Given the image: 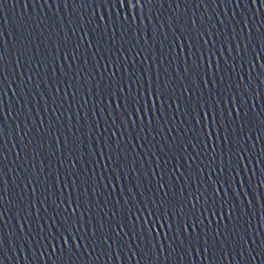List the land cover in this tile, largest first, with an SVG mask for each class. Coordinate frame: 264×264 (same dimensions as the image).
<instances>
[{"label": "water", "instance_id": "95a60500", "mask_svg": "<svg viewBox=\"0 0 264 264\" xmlns=\"http://www.w3.org/2000/svg\"><path fill=\"white\" fill-rule=\"evenodd\" d=\"M236 2L237 0H233L231 4L221 5L211 3V0H164L163 4L156 3L143 11L139 8L134 11L130 7L125 10L107 4L101 5L95 0H56L43 6L36 0H8L6 7L0 11V39L6 41L7 66V72L4 74L7 79L0 88V108L4 110L0 113L4 133L2 144L7 154L3 165L0 166L5 174L7 196L0 205V214L3 215V219H0V241L4 242L5 248L3 255H0V264H264V255H261L264 253V83L261 79L264 78H260V72L264 71V45H261L259 39L264 33V9L255 5L248 11L247 4L238 9L235 7ZM237 13L240 14L241 20L250 17L248 23L251 27L245 28L243 33L240 31V25L232 23ZM193 18L203 23L210 34L208 39L212 36L218 37L213 42L215 47L209 44L205 52L230 51L238 43L232 41V36L237 34L245 41L240 44L242 49L249 38L254 42L247 45V55L244 56L243 63L240 57L232 59L204 54L203 67L198 70L199 81L193 89L196 95L189 99L188 94L182 96L189 42L176 37L180 35L177 28H184V21L190 22ZM169 21L176 27H167ZM77 25L81 26L83 31H77V34L72 36ZM209 25L215 27H208ZM85 31L91 33V38L84 36ZM158 31H166L167 40L157 35ZM41 33L44 35L41 36ZM49 33H54L52 43L45 41L39 48L32 44L31 51L20 61L8 51L9 47L14 48L16 39L21 35L25 37L24 44L27 45L28 37L44 39ZM67 37H71L73 46L83 37L78 61L71 68V62L63 59L66 55L64 50L60 49L58 52L55 46L57 38L63 41ZM88 44L92 47L88 48ZM203 45L204 42L200 41L197 47ZM180 48H183L184 52H180ZM137 49L141 50L139 55L136 54ZM122 51L128 53L127 57L120 55ZM193 53L188 63L195 70L196 65L200 63L201 53L196 49H193ZM46 57L48 59L45 67L41 68L39 76H36L39 65L35 60L44 62ZM162 60L163 68L159 63ZM209 63L213 65L212 69L207 67ZM217 65L222 69L220 73L214 71ZM105 67L108 68L107 72L104 71ZM117 67L127 68L128 72H118L113 78ZM163 71H167L169 82L177 85L174 94L171 89L169 94L172 99L180 101V104H172L171 107L164 104L161 108V102L157 101V111H163L165 115L151 124L147 115L143 119L137 116L134 118L136 124L133 128L130 126L133 118L129 117L128 131L124 133L125 140L122 142L126 148V166L121 171L115 164L108 165L107 161L99 159V156L100 145L111 134L110 120L104 116V113L111 109L104 97L88 93H95L98 85L103 88L110 78L117 82V87L122 79L135 78L137 83L144 84L145 89L151 84L155 90L157 76ZM249 74L252 87L245 94L238 88L239 77L243 75L245 80H248ZM193 78L189 77V83ZM78 80L80 84L76 83ZM13 82L15 87L10 86ZM69 83L79 89L74 103L72 91L66 87ZM160 83L163 85V81ZM204 83L209 87L204 88ZM135 91L133 86V94ZM234 99L241 103L247 101L239 119L233 115L227 122L218 121L223 123L224 127L211 132L210 139L208 128L204 129V135L194 134L192 122L199 117L197 112L192 111L193 107H198L199 104L219 105L216 108L217 113L221 109L227 112L230 109L229 103L219 104V100ZM85 100L88 103L81 111L80 106ZM97 104L101 107H96ZM111 105L112 109L116 108L115 101H112ZM152 107L153 98L148 97L146 111H150ZM231 111L235 113L236 109ZM9 112L13 114L9 116ZM94 112L97 113L96 116H93ZM202 115L201 112L200 116ZM186 119L188 124L184 122ZM120 120L124 121L123 115ZM41 123L46 139L36 131ZM18 124L20 129L29 131L24 140H21L23 131L16 135ZM53 125L59 136L55 133L47 135ZM194 127L199 129L200 125ZM141 128L144 131H141ZM65 137H71L80 149L75 152L76 161H72L71 157L64 160L67 155L62 152ZM42 139L44 148L40 151L43 159H33L32 148L26 149L29 153L27 158L20 156L17 159L20 149L24 148L29 140L33 141L35 148ZM225 140L228 141L227 144L224 143ZM58 141L60 146H57ZM69 147L73 145L69 144ZM194 153L196 155H193ZM186 156L190 159H185ZM240 156L244 159H239ZM193 160L196 162L193 163ZM236 161H239L238 167ZM61 163L64 165L62 168ZM73 163H77L78 167L72 168ZM211 168L216 169L214 176L218 177L223 173L229 180L231 187L222 191H228L231 195L227 201L228 208L198 224V227L204 230L201 237L208 231L209 220L212 221L211 233L214 236L218 230L229 224L230 218L229 227L232 230H240L236 239L244 237L247 240L244 245L247 251L241 254L239 244L234 246V250L233 247L222 246L223 255L219 251L215 255L209 252L206 259L203 254L204 240L201 239V247L193 248V255L185 256L181 260L183 253L177 252L169 260L166 254L171 252L168 245L174 239L173 234L186 227L184 220L180 218L183 215L180 212V201L187 199L189 193L196 194L199 187L197 182L201 181V177L205 187L208 184L216 186L213 181L208 180ZM85 171L87 177H94L88 181L86 190L82 183L86 178L82 175ZM185 171L188 175L182 174ZM73 172L81 177V180L76 181L79 187L76 195L71 196V203H78L80 207L79 210L70 208L65 211L70 199V189L63 186L72 185ZM236 172L240 175H236ZM232 177H235L234 181ZM27 179L37 183L28 184ZM161 183L166 187L160 188ZM165 192H168L166 200L174 205L176 215H172L169 204L160 207L165 203ZM49 195H52L50 200L46 199ZM62 200L65 204L57 207ZM192 203L195 201L189 203V208ZM33 204L35 207H32ZM142 204H147L153 209L158 208V215L165 216L168 223L142 215L138 211ZM73 212L75 216L72 218V231L83 239L72 240L71 247L75 252L69 258L67 252L61 256L60 251L67 249L69 245L52 244L42 237L51 231L54 221L63 223ZM114 212L116 215H113ZM220 216L225 219L221 220ZM25 219L30 223H23ZM137 219L139 224L133 231L132 226L136 224ZM117 225L127 229V234L122 232L121 237H116L109 226L119 231ZM139 225L151 227L152 235L156 238L153 240L152 236H148L142 243L143 236H147V233L142 234ZM21 228L24 229L22 233ZM76 228L80 231L76 232ZM105 233L116 240L122 238L123 244L126 245L123 251L113 246L109 252L107 245H103L105 251L98 257L101 252V238ZM157 233L159 236H156ZM17 235H22L23 241L14 244L13 240ZM133 236L136 237L135 240L131 239ZM165 236L169 239L165 240ZM224 238L230 241L232 239L227 233ZM93 239L95 244L91 243ZM93 247L96 252H88V249ZM161 247H164L165 253L153 251ZM184 247L187 249V244ZM52 248L56 251L52 252Z\"/></svg>", "mask_w": 264, "mask_h": 264}, {"label": "snow or ice", "instance_id": "6c2138e0", "mask_svg": "<svg viewBox=\"0 0 264 264\" xmlns=\"http://www.w3.org/2000/svg\"><path fill=\"white\" fill-rule=\"evenodd\" d=\"M37 3H41V5H48L50 3L56 2V0H36ZM97 3L107 4L110 7H117V8H123L127 10L129 7L132 10H136L139 8L141 11H143L145 8H147L149 5H154L156 3L163 4L164 0H95ZM201 2H208V0H201ZM8 3V0H0V11H2ZM211 3H217L221 5L225 4H231L233 3V0H211ZM245 4H247L248 11H251L252 7L255 5L259 6V9H264V0H237L235 3L236 8H242ZM239 13L236 14L235 17L232 19V23L234 25H240V31L243 33L245 28H250L251 25L248 23V19L241 20L239 19ZM245 17H247V13L244 14ZM264 18V17H262ZM103 19V17H101ZM135 19V17H133ZM127 21H125L126 23ZM91 23V21L89 22ZM185 27L180 29L177 28V31L180 32V35L176 37V39H179L181 41H188V52L186 53L187 59L185 60V70H184V87L182 90V96L184 94L189 95V99L192 97H195L196 93L193 91V89L197 86V83L199 81L198 76V70L199 68L203 67V57L204 54H207L209 56H224L228 58L235 59V57H240L241 62L243 63L244 56L247 55V45L252 44L254 41L249 38V40L245 44V48H241L240 44L245 43V41L242 39L241 35H233L232 41H238L235 48H232L228 52H215V51H208L205 52V49L209 44L212 45V47H215V44L213 43L218 39V37L212 36L211 39H208L209 32L205 29L202 22L198 21L196 18H193L190 22L185 20L184 21ZM99 27V25H98ZM162 28H166L165 25H161ZM167 27H176V25L172 24L171 21H169V24ZM208 27H215V25H209ZM77 31H83V28L79 25L76 27V31L72 32V36H75L77 34ZM44 34L41 33V36ZM54 33H49L48 36H45L44 39H40V37H28V43L27 45L24 44L25 37L21 35V37L16 39V43L14 48L9 47L8 51H10L13 55L17 56V60H22L25 56H27L28 52L31 51V45L36 44L37 48H39L41 45H44L45 41L48 43H52V36ZM157 35H160L163 37L164 40H167L166 31L165 32H157ZM84 36H88L91 38V33L85 31ZM260 43L261 45H264V33L261 34ZM200 41L204 42L203 47H197L200 44ZM115 43V41H113ZM81 44H83V37H81L80 42L76 43L75 46H73V43L71 41V37L65 38L63 41L59 40L57 38L55 42V46L57 48V51L59 52L60 49H63L66 55L63 57L64 60H69L71 63L69 64V68L72 67L73 64H75L78 61L79 58V51ZM88 48H91L92 45L88 44ZM5 49H6V41L3 39H0V88L3 87V82L7 77L4 75L7 72V66L5 64ZM69 49L71 51H69ZM193 49H196L197 52H200L201 55L199 56L200 63L196 65L195 70H193L192 66L188 63L189 60H191L193 53ZM99 51V49H97ZM140 49H137V55L140 54ZM180 52H184L183 48L179 49ZM243 53V55H242ZM235 54V56L233 55ZM38 56L39 53H36ZM50 55V53H49ZM121 56L127 57V52H121ZM264 58V57H262ZM47 57L45 58L44 62H41L39 59L35 60V63L39 65L37 68V71L35 73L36 76H39V71L41 68L45 67V64L47 63ZM167 59V58H166ZM175 62V61H171ZM109 62H106L108 64ZM155 63V62H154ZM161 68L164 67V61H160ZM227 64V60H225V65ZM19 63L17 64V67H19ZM209 69L213 68V65L209 63L207 65ZM105 72L108 71V68L105 67ZM123 71L124 73L128 72L127 68L120 69L116 68V71L113 72V78L116 76L118 72ZM215 73H220L222 69L219 65H217L214 69ZM232 72H235V66L232 69ZM147 75V73H146ZM193 76L194 78L191 80V83H189V77ZM168 73L167 71H163L161 74H158L157 76V83L155 90L152 89L151 84H149L148 88L145 89L143 83H137V80L135 78L129 79V80H121L119 81V86L117 87V82L114 81V79L110 78L109 83L105 85L103 88H101L99 85L97 86V91L95 93L89 92L88 95H96L100 97H104L109 102V109L110 111H107L104 113V116H106L110 120V127H111V134L107 137L106 140L103 141V143L100 145L101 147V154L99 156V159H104L107 161L108 165H113L119 169L123 170V168L126 166V148L122 145V142L125 140L124 133L128 131V119L129 117H132V124L131 127H135L136 121L135 117L139 116L141 119L145 115L149 118V124H151L155 119H162L165 115L163 111H157L155 103L157 101L161 102V108H163L164 104L169 105L171 107L172 104H180V101L172 99V95L169 94V89H171L172 94H174L177 85L175 83L169 82L167 79ZM260 78H264V71L260 72ZM69 79H71V76H69ZM92 79H95V77H92ZM29 81H31V77H29ZM160 81H163V85H161ZM88 81H84V83H87ZM261 82L264 83V79H261ZM77 84H80L81 82L78 80L76 81ZM11 87H15V83L13 82ZM133 86H135L136 91L135 94H133ZM66 87L72 91L73 94V103L75 102L76 96L79 94V89L74 88L71 83L67 84ZM81 87H83V84H81ZM204 88L209 87L207 83L203 84ZM252 87L251 84V74H249V79L245 80L243 75L239 77V84L238 88L247 94L248 90H250ZM18 94V93H17ZM215 95V93H213ZM223 94V92L221 93ZM152 97L153 98V107L150 111H146L147 108V98ZM116 102V108L112 109L111 102ZM229 103L230 109L225 112L223 109L219 113H217L216 108L219 105H213L209 106L208 104H199L198 107H193L192 111L197 112V116L199 118L194 119L193 123V131L194 134L204 135V129L208 128L210 129V132L208 133V138H211V132L218 131L220 128L224 127L223 123H219L218 121H225L227 122L230 120L233 115H235L236 119L240 118L241 111L244 110V103L247 101L245 100L244 103H241L239 100H232V101H224L219 100V104L223 103ZM88 101L85 100L80 106V110L83 111L85 106L87 105ZM0 104H2V100H0ZM25 107H28V105H25ZM96 107H101L100 104H97ZM236 109V112L233 113L231 109ZM179 110V108L177 109ZM4 110L3 108H0V113H2ZM203 113L202 116H200V113ZM13 113L9 112L8 115L11 116ZM62 115V114H61ZM97 113H93V116H96ZM124 116V121L121 122L120 116ZM19 119V117H17ZM59 119V118H58ZM210 121V122H209ZM185 124H188L189 121L187 119L184 121ZM195 125H200L199 129H195ZM119 126V127H117ZM98 127V125H97ZM43 129V123H41L40 127L36 129L38 133L41 134V136L46 139L47 137L44 136V133L42 132ZM21 131H23V135L21 136V140H24L28 137L29 131L20 129L19 124L17 125L16 135H20ZM107 131V129H105ZM141 131H144L143 128H141ZM56 134L59 136V132L55 130V125H53L51 128H49L47 135L51 136L53 134ZM79 139V137L77 138ZM4 140V133H3V118L0 117V166L4 163V157L7 155L4 151L2 141ZM225 144L228 143L227 140L224 141ZM69 144H72L73 147H69ZM57 146L59 145V141L57 142ZM167 146V145H166ZM182 147V145H181ZM32 148V157L33 159H43L41 156V151L44 148V141L42 139L41 143L38 145V147L33 148V141L29 140L28 144L24 146V148L20 149V152L17 155V159L20 158V156H24L27 158L28 151L26 149ZM80 149L76 146V141L72 140L71 137H65V142L62 146V152L66 153L67 155L64 156V160H67L68 157H71L72 161H76L77 157L75 155V152L79 151ZM163 150V149H162ZM186 151V150H185ZM213 152H215V148H213ZM105 153L107 155H105ZM95 154V153H93ZM193 155H196L195 153ZM185 159H190V157H185ZM239 159H244L243 156H240ZM196 161L193 160V163ZM239 161H236V166L238 167ZM64 165L63 163L60 164V167L62 168ZM19 167V165H17ZM78 164L73 163L72 168H77ZM191 167V165H190ZM216 172L215 168H211L209 170L208 180L213 181L215 183V187H212L211 184H208L206 187L203 183V177H201V181L197 182L199 187L197 189V192L195 195H192L189 193L188 198L180 201L181 208L180 212L183 214L180 218L184 220V224L186 227L182 229L181 232L174 233V239L172 240V243L168 245V247L171 249L170 253L166 254V258L171 260V256L174 255L177 252L183 253V255L180 257L181 260L185 258V256L193 255L192 249L193 248H200L201 239L204 240L203 248H204V255L207 259V253L211 252L213 255H215L218 251L221 255L224 254V248L222 246L226 247H233L236 244L240 245L241 254L243 252L247 251V249L244 247V245L247 243V240L244 237H241L240 239H236L239 229L232 230L229 225L231 224V219L229 218V224H226L222 230H218L216 234L213 236L211 233V225L212 221L209 220V223L207 225L208 231L204 232V236L201 237V232L204 230L200 229L198 227V224L203 221L205 218H210L213 216H217L218 213H222L225 208H228L229 205L227 203L229 196L231 195L228 191H222L223 189L230 188L231 185L229 183V180L224 177V174L221 173L220 176H214L213 173ZM183 175H188L187 171L182 173ZM22 175V174H20ZM82 175L86 177L83 179L82 183L85 186V190L89 186L88 181L90 179H94V177H87V172H83ZM236 175H240L239 172H236ZM71 176L74 177L72 185L65 184L63 187H68L70 189V199L67 202V206L65 207V211H67L70 208H75L79 210V204H73L71 203V196L76 195V191L78 190V185L76 181L81 180V177L76 176V173H71ZM163 179V177H161ZM232 180H235V177H232ZM26 183L28 184H35L36 181L32 179H27ZM6 180H5V174L3 172V167H0V205L3 204L4 200L7 198L6 196ZM160 188H165L166 185L161 183L159 185ZM200 189H203L202 191ZM211 193V194H209ZM85 194L87 192L85 191ZM33 195H35V189L33 191ZM168 195V192H165V203L161 204L160 207H165V204H169L171 207L172 215H176L175 207L170 202L166 200V197ZM46 199H52V195H49ZM195 201V203L191 204V208L188 207L189 203L191 201ZM201 203H203V206L201 207ZM65 204V201H61L60 205L57 207L63 206ZM32 207H35V204L32 205ZM131 212V209H129ZM138 211L145 216L155 217V220H165V216L158 215L159 209H153L151 206L147 204L140 205V209ZM231 211V209H230ZM196 213H199V215H196ZM167 211L165 215H167ZM113 215H116L114 212ZM75 216V212L72 213L71 217L68 218V220L64 221L63 223L60 221H54L52 225V229L50 232H48L47 236L42 237L46 242H50L52 244L61 243V244H67L69 247L67 249H61V256L64 255L65 252L69 254V258H71V255L73 252H75V249L71 247L72 240L76 239L78 241L82 240V236H76L74 232L72 231L73 228V220L72 218ZM186 217V218H185ZM221 220L225 219V217L220 216ZM0 219H3V215L0 214ZM155 220L152 222L155 223ZM189 220L191 221V225H189ZM23 223L27 224L30 223L29 220L25 219ZM145 223H148L145 221ZM165 223H168L167 220H165ZM139 224V220L137 219L136 224H133L132 230H136L137 225ZM59 225V227H57ZM67 225V227H65ZM110 230L114 232V235L116 237H121V233L124 232L127 234V229L121 227L120 225H117L116 228H119V231H116L115 228H112L111 226ZM233 228L235 226H232ZM219 228V226H218ZM103 229V225H101V230ZM21 233L24 231L23 228H21ZM76 232H79L80 229L76 228ZM139 231L143 233H147V236H143V241L147 240L148 236H152L153 240L156 238L152 235V228L151 227H144V225H139ZM168 231H171V228L168 229ZM225 233L228 234V237H231V241L227 238H224ZM95 234V233H94ZM156 236H159V233L156 234ZM66 238V239H62ZM131 239L135 240L136 237H131ZM165 240H168L169 237L165 236ZM102 244L101 252L98 254L103 255L105 249L103 248V245H107V251H111L113 246H116L118 249L123 251V248L126 246L123 244L122 238L120 240L113 239L111 236L108 235V233H105L104 236L101 238ZM23 236L17 235L16 239L13 240V243L22 242ZM91 243L95 244V239L91 241ZM187 244V249H185L184 245ZM141 245H137V247H140ZM79 247V245H77ZM20 250V249H19ZM5 251L4 248V242L0 241V255H3V252ZM52 252H55L56 249L52 248ZM153 251H156L158 253H165L164 247H161L160 249L156 250L153 249ZM254 251V250H253ZM88 252L94 253L96 252V248H89ZM197 255L201 253H195ZM261 255H264V253H261ZM157 259H159V256H157Z\"/></svg>", "mask_w": 264, "mask_h": 264}]
</instances>
